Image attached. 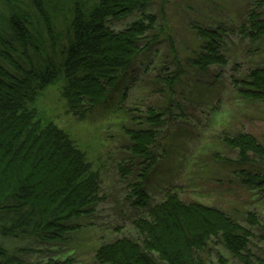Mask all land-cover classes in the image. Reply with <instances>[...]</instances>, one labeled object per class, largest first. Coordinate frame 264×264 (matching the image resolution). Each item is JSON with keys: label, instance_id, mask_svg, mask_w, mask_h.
<instances>
[{"label": "trees", "instance_id": "1", "mask_svg": "<svg viewBox=\"0 0 264 264\" xmlns=\"http://www.w3.org/2000/svg\"><path fill=\"white\" fill-rule=\"evenodd\" d=\"M153 2L0 0V264H74L66 258L42 262L27 257L47 246H64L70 234L80 230V219L90 215L98 201L99 171L68 132L40 122L34 102L60 80L67 112L78 114L99 104L120 73L167 36L164 12L158 11L162 22L157 25L158 13L149 11ZM133 13L141 18L127 28L116 31L110 26ZM60 20L65 27L58 31L55 24ZM224 24L193 28L194 46L188 55H179L170 45V66L162 65L165 74L152 79L163 91L165 107L147 109L150 127L130 132V153L148 160L143 177L156 172L162 178L159 163L180 168L187 156L182 160L177 147L169 151L165 145L158 162L151 155L161 137L156 128L175 118L171 141L188 136L182 142L188 148L193 135L183 125L196 133L202 127L195 137L202 144L196 165L208 171L202 180L264 206V141L247 128L264 122V16L251 11L237 29ZM154 31L152 44L143 45V38ZM234 37L246 47L238 50ZM230 59L236 71L225 77L216 68ZM198 108L205 116L203 124L196 122ZM208 128L217 134V145L206 150L203 134ZM203 156L209 161L201 160ZM209 162L220 168L211 171ZM169 187L152 202L142 181L134 184L132 205L144 213L134 222L140 240L122 237L98 246L93 264H205L213 245L244 264H264L262 248L258 253L250 249L254 230L260 231L264 245V221L254 209L246 210L239 221L213 206L184 202ZM217 258L219 264H228L221 254Z\"/></svg>", "mask_w": 264, "mask_h": 264}, {"label": "rangeland", "instance_id": "2", "mask_svg": "<svg viewBox=\"0 0 264 264\" xmlns=\"http://www.w3.org/2000/svg\"><path fill=\"white\" fill-rule=\"evenodd\" d=\"M87 1L91 4L93 0ZM153 1L149 11L154 14L158 13L157 25L162 22L160 14L164 12L168 25L167 36L159 38L161 40L152 48L151 53L147 52L148 49L140 53L129 68L120 73L115 85L106 89V96L99 104L78 114L67 112L60 98L62 86L60 80L41 91L34 102L35 113L42 124L52 122L62 128L68 132L77 146L87 153L88 160L92 162L94 169L99 171V194L98 201L91 208V214L80 219L81 228L78 232L70 234L68 243L61 247L47 246L43 250L36 251L27 257L29 261L44 262L47 258L54 257L60 260L72 259L74 264H93L94 252L98 246L122 237L140 240L134 222L144 213L132 205L134 200L132 190L134 184L139 181H142L152 202L159 201L165 194L161 191L162 188L170 186L169 189L176 191L184 202L192 201L213 206L224 210L239 221L244 219L246 210L254 209L260 220L264 221V206L250 200L247 201L246 196L242 194L235 198V195L234 197L216 189L215 184L209 186L207 180H202L201 176L208 175V171L206 168L200 171L196 165L198 161L196 157L201 153L202 144L200 140L195 139L198 132L202 133V127L196 133L190 125L182 124L183 128L186 127L189 134L193 135L188 148L182 143L188 139V136H179L176 142L171 141L169 129L178 123L175 118H171L160 128H156L161 137L156 140L151 155L156 156L159 162L163 159L161 157L162 146H168V150L171 151L170 148L174 145L178 148L177 152L183 158L182 160L187 159V162L181 163L180 168L173 163H159L157 165L158 174H162V178H159L156 172H150L144 176L145 178L143 177L145 171L147 172L150 168L148 160L145 161L142 157L131 155L132 144L129 138L130 132L150 127L147 122L148 108L156 107L155 110H160L165 107V96L161 94L163 91H159L152 84V79L159 72L165 74V71H160L163 69L162 65L170 66L167 54L170 53L171 44L179 55H188L194 46L193 28L211 29L215 28L218 23L225 22L224 25L237 29L242 22H246L247 15L251 11L264 16V4H259L260 0ZM159 10H161L160 14ZM139 18H141L140 13H133L120 21L111 22L110 26L116 31H121ZM64 27L65 24L61 20L55 24L58 31ZM153 33L156 32L148 33L143 38V45L148 41L152 44L150 40L153 38ZM44 35L48 40L47 35L45 33ZM233 39L234 42L236 41L238 50L246 47L238 37ZM61 41L64 40L59 42ZM46 44L47 42L44 44L45 47ZM241 58L245 61L244 57L241 56ZM233 61L234 59H230L226 66H219L216 70L222 71L225 77H229L232 72L236 71ZM201 110L198 108L195 117L196 122L203 124L205 116L200 112ZM166 115L167 113L163 115V119H167ZM247 128L264 141V122L256 121L247 125ZM213 130L218 132L219 128L215 127ZM214 133L209 132V128L206 132L204 131L203 135H207L208 144H205L206 150L212 148L211 144L217 145L215 137L217 134ZM185 156H187L186 159ZM201 160L209 161L207 156H203ZM208 166L211 171L220 168L214 162H209ZM192 167H195V170H190ZM123 169L126 172H123ZM254 234L250 249L258 253L260 247L264 251V245L259 239L260 231L254 230ZM211 248L206 255L205 264H219L217 254H221L228 264H244L220 245H213Z\"/></svg>", "mask_w": 264, "mask_h": 264}]
</instances>
